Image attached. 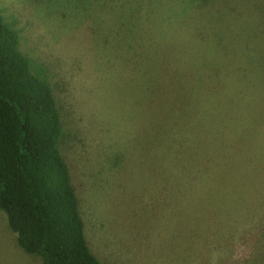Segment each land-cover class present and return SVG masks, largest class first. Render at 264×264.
Returning a JSON list of instances; mask_svg holds the SVG:
<instances>
[{"label":"rangeland","instance_id":"obj_1","mask_svg":"<svg viewBox=\"0 0 264 264\" xmlns=\"http://www.w3.org/2000/svg\"><path fill=\"white\" fill-rule=\"evenodd\" d=\"M0 7L20 49L50 70L102 264H264V0ZM0 264H42L1 210Z\"/></svg>","mask_w":264,"mask_h":264},{"label":"trees","instance_id":"obj_2","mask_svg":"<svg viewBox=\"0 0 264 264\" xmlns=\"http://www.w3.org/2000/svg\"><path fill=\"white\" fill-rule=\"evenodd\" d=\"M20 37L0 7V210L19 247L42 264H102L85 239L62 154L70 137L50 70L20 49Z\"/></svg>","mask_w":264,"mask_h":264},{"label":"crops","instance_id":"obj_3","mask_svg":"<svg viewBox=\"0 0 264 264\" xmlns=\"http://www.w3.org/2000/svg\"><path fill=\"white\" fill-rule=\"evenodd\" d=\"M236 59L237 58L235 57L234 58V62L238 63L239 61L238 60L236 61ZM226 68H228V67H225L224 69H226ZM263 71L264 70L261 68V66L260 65H257L256 68H255V75H256V77H259L260 76V73L263 72ZM221 73H222V70L218 74L221 75ZM255 75H253V77ZM263 75H264V73H263ZM237 76L239 77L238 79H240V81L241 80H244L245 78H248V77L250 79V76H248L247 71H245V69L240 70L239 71V74ZM240 84L242 85V87L244 86V82H240ZM244 90L246 91V87H244ZM237 95H240V93H237Z\"/></svg>","mask_w":264,"mask_h":264}]
</instances>
